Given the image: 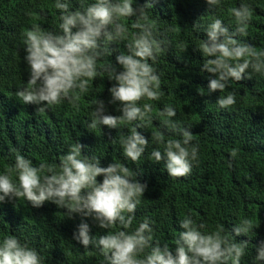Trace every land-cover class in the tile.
Listing matches in <instances>:
<instances>
[{
	"label": "trees",
	"instance_id": "1",
	"mask_svg": "<svg viewBox=\"0 0 264 264\" xmlns=\"http://www.w3.org/2000/svg\"><path fill=\"white\" fill-rule=\"evenodd\" d=\"M67 2L71 10L80 7V0ZM83 2L87 6L95 0ZM145 2L135 0L134 6ZM153 2L154 7L148 14L155 22L157 38L165 42L166 48L154 65L160 75L163 95L158 101L140 102L151 103L153 113L147 127L137 129L149 140V145L140 160L133 163L123 155L119 137L129 134L135 123L119 129L88 128L96 98L104 101L106 114H121L117 111L118 105L108 103L111 99L108 89L115 82L104 74L90 82V90L80 97L77 108L65 100L37 113V105H26L17 99L16 90L25 86L29 78L22 32L33 24L60 32L61 12L55 8V0H0V172L14 163L17 151L37 166L41 162L58 164L59 158L79 142L85 146L82 154L96 157L102 167L113 162L123 163L137 173V180L147 183L135 212L133 228L149 218L155 222L154 240L168 243L174 249L182 230L179 221L185 215L190 214L198 223L205 222L209 230L222 224L229 231L240 218L250 217L259 226L254 229L256 235L251 238L241 235L236 241H250L241 264H252L256 247L264 240V75L231 81L224 93L209 94L207 85L211 74L200 71L204 57L197 47L207 38L204 28L213 18L221 19L234 30L236 21L228 9L246 3L252 8V19L247 35L239 39L264 50V0H221L211 10L205 0ZM133 19L123 22L130 27ZM126 43L104 44L112 50V55L103 60L116 64V55L127 51ZM230 91L237 93L236 104L220 109L217 98ZM166 105L176 110L172 119L191 128L192 143L199 145L198 160L186 177L168 176L164 162L156 163L151 158L154 148L163 151L162 146L151 140L153 131H164L166 139L179 138L169 133L161 123L163 118L157 116ZM114 139L116 143H112ZM233 149L237 150L235 158L230 156ZM102 179L97 177L98 182ZM66 211L52 202H45L40 208H33L26 200L0 203V240L14 235L28 241L44 258V264H104L98 250L85 249L72 239L81 217L74 214L69 219ZM84 221L90 226L91 236L106 234L90 217Z\"/></svg>",
	"mask_w": 264,
	"mask_h": 264
},
{
	"label": "clouds",
	"instance_id": "2",
	"mask_svg": "<svg viewBox=\"0 0 264 264\" xmlns=\"http://www.w3.org/2000/svg\"><path fill=\"white\" fill-rule=\"evenodd\" d=\"M135 0H95L71 10L67 0H55L61 12L60 32L48 31L39 24L22 32L25 56L29 68L26 85L16 90L15 96L26 105H37V113L67 101L78 107L80 97L90 90V82L101 74L115 83L108 89L109 104L118 105L120 115L106 114L104 101H93L89 129L106 126L119 129L135 123L129 134L119 137L123 155L137 163L144 155L149 140L137 129L146 128L152 119L153 105L143 100L158 101L163 93L161 79L154 65L166 51L164 41L157 38L155 22L149 16L153 0L134 6ZM208 9L218 7L221 0H205ZM229 13L236 21L234 30L219 18H213L204 28L206 39L197 50L204 60L200 71L208 77V93H224L231 81L252 79L264 75V50L242 42L252 19V8L241 3ZM130 27L123 20L133 18ZM134 30V31H130ZM75 30V31H74ZM127 41L126 52L116 55V64L104 61L112 50L104 44ZM104 42V43H102ZM103 61V62H102ZM151 61V63L149 62ZM119 69L118 70V67ZM214 77V78H213ZM236 91L219 95L216 104L228 109L236 104ZM169 133L179 138H167L162 130L151 133L156 147L151 158L164 162L168 176L186 177L198 160L199 145L193 144L194 134L172 119L176 110L166 105L157 113ZM116 143V140H112ZM85 146L73 144L59 163L41 162L34 165L19 151L14 163L0 172V203L26 200L33 208L52 202L66 209L65 216L81 217L72 239L85 249L94 248L104 258V264H241L250 244L249 240L236 241L238 236H255L259 226L250 217L240 218L231 231L218 224L209 230L205 222H197L185 215L179 221L178 238L174 249L168 243L154 240V221L144 218L133 228L135 212L148 185L136 179L137 173L123 163L102 167L96 157L82 154ZM237 150L230 156L235 158ZM103 177L98 182L97 177ZM90 217L106 234L90 235V226L84 221ZM264 262V240L256 247L252 264ZM0 264H44V258L28 241L14 235L0 240Z\"/></svg>",
	"mask_w": 264,
	"mask_h": 264
}]
</instances>
